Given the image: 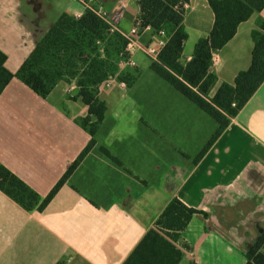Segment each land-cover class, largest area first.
Segmentation results:
<instances>
[{
	"label": "crops",
	"instance_id": "crops-1",
	"mask_svg": "<svg viewBox=\"0 0 264 264\" xmlns=\"http://www.w3.org/2000/svg\"><path fill=\"white\" fill-rule=\"evenodd\" d=\"M118 0H102L107 9ZM138 0H125L117 30L135 27ZM181 63L212 29L207 0H189ZM79 0H0V51L16 73L63 13L80 17ZM241 24L213 58L217 83L233 85L251 64L257 20ZM130 52L135 84L102 87L106 113L96 146L39 213L0 191V264H122L166 205L177 198L195 214L177 246L179 264H245L264 232V82L197 160L218 125L151 70L166 37L139 32ZM132 68V67H130ZM60 82L45 98L12 80L0 95V163L44 198L90 141L77 124L87 108ZM101 148L107 150L105 155Z\"/></svg>",
	"mask_w": 264,
	"mask_h": 264
},
{
	"label": "trees",
	"instance_id": "trees-1",
	"mask_svg": "<svg viewBox=\"0 0 264 264\" xmlns=\"http://www.w3.org/2000/svg\"><path fill=\"white\" fill-rule=\"evenodd\" d=\"M207 1L214 17L213 26L205 38L195 43L186 64L181 63L188 39L183 24L187 11L183 5L189 0H138L135 19L138 33L149 30L152 36H158L164 32L166 37L150 70L218 125L197 160L264 82V20L259 19L258 29L251 33L254 45L249 68L236 75L233 85L222 83L209 98L217 83L212 68L214 56L234 38L241 24L264 10V0ZM127 44L128 39L119 31L111 32L106 22L85 9L80 17L60 15L14 74L5 68L7 58L0 51V95L12 80H17L45 99L63 82L74 85L75 96L71 99L80 100L87 108L77 124L90 136V141L44 198L0 163V191L25 211L42 213L96 146L95 135L107 109L101 98L105 83L114 79L128 88L135 84L138 73L133 67L120 68V63L130 56ZM101 151L110 156L104 148ZM198 213L203 214L173 198L122 264H179L183 252L177 242ZM245 258V264H264V232Z\"/></svg>",
	"mask_w": 264,
	"mask_h": 264
},
{
	"label": "built area",
	"instance_id": "built-area-1",
	"mask_svg": "<svg viewBox=\"0 0 264 264\" xmlns=\"http://www.w3.org/2000/svg\"><path fill=\"white\" fill-rule=\"evenodd\" d=\"M81 2L83 3V6L85 9L91 10L100 19H102L104 22H106L109 25V27L111 28V32L118 31L117 25H118V22H119L120 17H121L122 8L125 7V1L124 0H119L117 2L118 6H117V8H115V10H118V12H117L118 14H116V15H114V14L112 15L110 12L107 13L105 10H103V8H102L100 2H98V0H86V1L81 0ZM94 2H98V3L93 8V6H90V3H94ZM93 5H95V4H93ZM183 8L187 11L188 5L184 4ZM110 21H113V23H116V26L112 25ZM137 36H138V29L136 27L132 28L130 30L129 35L126 36V38L128 39L126 51L129 53V55H130L131 50H134L135 47L137 46L136 42H135V38ZM164 36H165L164 32L159 33V37H164ZM159 45L162 47L164 44H163V42H160ZM146 53L148 56L152 57L153 60L156 59L157 52L155 50L148 49V50H146ZM213 61L215 62V60H212V63H213ZM125 66H130V67L135 66L134 62L130 59V56L126 61L120 63V68H124ZM112 82H113L112 80H109L105 83L104 86L110 87ZM118 85L121 88L125 87V85L121 84V83H119Z\"/></svg>",
	"mask_w": 264,
	"mask_h": 264
},
{
	"label": "rangeland",
	"instance_id": "rangeland-1",
	"mask_svg": "<svg viewBox=\"0 0 264 264\" xmlns=\"http://www.w3.org/2000/svg\"><path fill=\"white\" fill-rule=\"evenodd\" d=\"M79 1L81 2V0H79ZM82 1H83V0H82ZM85 1H86V0H85ZM100 1H101V0H98V2H100ZM118 1H119V0H118ZM118 1H117V2H118ZM124 1H125V0H124ZM98 2L90 3V6H93V8H94V6H96V4H97ZM81 4L83 5L82 2H81ZM93 4H95V5H93ZM100 4H101L103 10H105L107 13L110 12L112 15H113V14H114V15L118 14V13H117L118 10H115L116 7L112 8V9H107V8L105 7L104 3L102 4V2H100ZM110 22H111L112 25L116 26V23H113V21H110ZM112 81H114V79H112Z\"/></svg>",
	"mask_w": 264,
	"mask_h": 264
}]
</instances>
